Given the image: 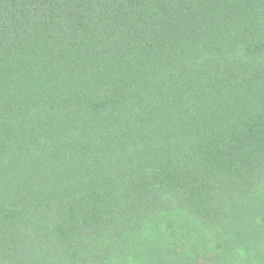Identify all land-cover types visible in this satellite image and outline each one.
I'll return each instance as SVG.
<instances>
[{"label": "trees", "instance_id": "1", "mask_svg": "<svg viewBox=\"0 0 264 264\" xmlns=\"http://www.w3.org/2000/svg\"><path fill=\"white\" fill-rule=\"evenodd\" d=\"M0 264H264V0H0Z\"/></svg>", "mask_w": 264, "mask_h": 264}]
</instances>
